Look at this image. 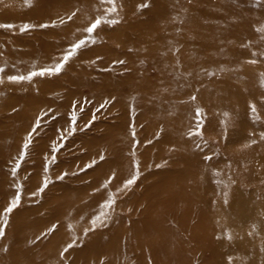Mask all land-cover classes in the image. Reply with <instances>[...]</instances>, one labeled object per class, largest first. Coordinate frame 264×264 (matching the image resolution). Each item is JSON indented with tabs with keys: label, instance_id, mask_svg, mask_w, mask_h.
<instances>
[{
	"label": "rangeland",
	"instance_id": "obj_1",
	"mask_svg": "<svg viewBox=\"0 0 264 264\" xmlns=\"http://www.w3.org/2000/svg\"><path fill=\"white\" fill-rule=\"evenodd\" d=\"M31 6V11L25 9L19 19L12 17L11 21L0 9V242L4 244L0 263L18 264L23 258L10 248L22 245L24 240L29 242L27 254L45 256L47 250L38 247L37 242L57 235L56 251L70 239L71 224L84 228L91 223L89 228H93L100 220L101 211L95 219H90V214L84 216L88 218H70L72 207L64 203L71 192L41 206L39 200L48 194L41 192L42 188L49 185L50 177L76 186L75 175L83 168L90 169L91 176L87 178L94 185L111 179L117 166L108 161L118 153L107 141L111 129L114 134L118 132L115 140L127 145L137 146L136 142L142 140L149 146L156 138L161 140L165 121L159 107L165 103H158L156 111H146L142 101L146 99L143 92L147 85L166 95V116L175 115L169 121L171 126L182 127L186 136L196 137L207 158L220 156L217 164L226 172L224 181L241 187L245 194L260 192L259 201L264 197V0H97L90 5L81 0H32ZM19 8L13 6L11 13L16 16ZM165 23L173 35H166L164 40L148 37L149 31ZM217 25L232 29V36L223 41L218 52L210 49L194 58L193 51L201 47L202 39L195 43L192 37ZM113 33H118L117 37ZM188 34L192 35L189 44L176 41L178 36ZM155 56L160 60L156 61ZM178 72L184 77L193 73L198 76L184 81ZM203 88L211 98L209 105L199 92ZM243 88L245 102L251 107L241 120L235 112L241 107L242 96L239 100L227 96L219 101L215 97ZM224 106H234V111L224 115ZM218 108L223 116L212 121ZM239 133L249 140L237 141ZM254 142L263 155L259 151L245 152L244 146ZM167 145L153 146L148 154L161 156L154 167L156 172L173 176L160 180L147 175L146 183L152 185L160 180L156 185L168 188L177 187L179 182L196 183V173L187 162L173 156L178 148ZM96 148L98 154L93 152ZM121 158L119 168L133 160L129 155L125 160ZM55 169L59 172L54 175ZM248 170L261 180L251 175L252 180L246 182L244 174ZM176 171L187 173L176 181ZM32 182H38V186L33 187ZM10 190L11 195L2 193ZM134 190L141 192L143 186L136 184ZM201 190L206 191V185L194 189L195 193ZM19 199H23L21 213L28 220L13 223L3 212L10 208L11 201ZM147 199L142 191L136 200L147 203ZM74 203L76 206L81 201ZM55 205L58 207L54 212ZM127 222L125 218L119 226L97 230L94 236L115 238ZM171 223L172 220L165 221L167 226ZM24 228L31 233L25 238L21 231ZM7 230L11 232L6 238L3 234ZM14 231L17 240H13ZM152 234L153 231L144 234L143 242L137 241L134 230L120 238L121 243L130 245L131 252L127 254L113 248L66 256L63 246L58 260L49 264H105L104 258L110 253L125 257L128 264H142V256H146V264H154L164 256L158 252L150 255L147 247H139L148 239L156 243ZM175 235L174 230L166 233L171 241L183 237ZM84 239V234L77 236L67 248ZM175 250L165 249L172 254ZM26 253H20L24 259L28 258ZM202 253L196 250L195 255Z\"/></svg>",
	"mask_w": 264,
	"mask_h": 264
},
{
	"label": "bare ground",
	"instance_id": "obj_2",
	"mask_svg": "<svg viewBox=\"0 0 264 264\" xmlns=\"http://www.w3.org/2000/svg\"><path fill=\"white\" fill-rule=\"evenodd\" d=\"M10 1L12 4L8 3ZM31 1L32 0H3V3H0V9L7 14V16H4L6 20L11 21L12 17H14V19H19L25 12V9L28 12L32 10ZM81 1H85L89 3V5L97 3V0ZM16 5L20 6V8L16 10V16H14V14L11 13V8ZM225 23L227 24V21ZM166 25L169 24L165 23L158 30L149 31L147 33L148 37L150 39L164 40L166 35H173V30ZM218 26L219 25L213 26L211 30L207 31L205 34L201 33L202 35L200 36L192 37L196 39L195 43H197L199 39H202L200 42L201 47L193 51L194 58H198L202 54L210 52V49L213 53L218 52L223 45V41L228 39L229 36H232V29L225 27V25ZM117 34L118 33H113L115 37H117ZM191 36L190 34L187 36H178L176 41L187 45L189 44V40H191ZM154 59L156 61L160 60L157 57ZM178 73L180 74L178 77H181L184 81L190 78L195 80L198 76V73H193L190 77H184L181 75V72ZM246 88L233 91L228 90L224 93L217 94L215 100L219 101L227 96H234L239 100L242 96L244 101L241 100V107L235 112V117L238 116V119L244 120L245 112L251 107L246 104L243 97V92ZM199 92L204 97L205 103L209 105L211 98H207V89L203 88ZM143 93L146 99L142 101V105L146 106V111L148 112L156 111V105L158 103H165L164 107H159L161 110L159 113L161 116H164L165 121L164 130L161 129L160 134H163L164 131L165 136L163 137L162 135L163 138L161 140L156 138L152 141L153 145L149 146L145 145L142 140L136 142L137 146L134 145L135 143L127 145L122 141H116L114 136H116L118 132L114 134V131L111 132V129L109 131L110 136H107L109 139L107 141L111 144L112 148L118 151L117 155L113 157V160L110 159L108 161V163H112L114 167L117 166L112 172L111 179L101 182L100 185H94V181H88L87 178L91 176L89 168H83L80 170V174L75 175L77 180L76 186L69 182L52 180L50 177L49 185L42 188L41 191L43 193L48 191L46 198L43 197L39 200L41 206L45 205L46 202L52 204L55 201L54 198L57 196L71 192L64 203L68 204V207H72L68 214L70 218H73V216L77 218H88L84 216L90 214V219H95L96 214L100 211L102 217L93 228H89L91 223L84 228L78 225L72 226L71 224L70 229H72L73 233L70 235V239L64 241L56 251L53 250L57 235H54L55 237L51 235L50 239L37 242L36 245L38 247L47 250L45 256L40 255L37 257L35 255L33 256V253L27 254L29 242L25 240L21 242V239L20 242L22 245L19 244L16 248H10V250L23 258L18 264H49V262H54V260L57 261L59 255H61L63 246H65L66 249V256H70L75 252H87L92 249L107 251L113 248L121 252L124 251L127 254V251L131 252L129 250L130 245H126V243L123 244L119 240L129 235L131 230H134L138 242H143L144 234H149L153 231V239L156 243L148 239L143 243L145 245L139 244V247L140 249L147 247V252L150 255L152 254L155 256L154 252H158L161 256H164L161 261L154 264H264V201H262L264 197L259 201V197H262L260 192L245 194L241 187L235 186L232 182L224 181L223 175L226 172L223 170L222 166L217 164L220 156L217 155L213 159L207 158L205 156L204 147L197 143L196 137L186 136L187 131L184 133V128L170 125L169 121L172 117H175V115L171 113V117H169L168 113L166 116V95L155 91L149 85H147V91ZM248 93L249 91L247 90L245 93L246 99ZM132 99H134L133 96ZM168 100L172 102L169 97ZM233 107H225L224 115L226 113H232V111H234ZM214 112L211 118L212 121L223 116L219 108ZM236 139L237 141L242 139L243 143L249 140L248 137L240 136V133L236 135ZM90 140L92 141L93 139ZM159 144H169L167 146L173 144L178 148V151L175 152L173 156L178 155V157L175 158H181L187 162L188 167L196 173V177L198 178H196V183L179 182L177 187L172 186L171 188L156 185L160 180H165L173 176L170 175L165 177L167 174H164V172L158 173L154 168L160 161L159 158L161 156H150L148 153L153 150V146ZM40 147L41 145L36 146L37 151L40 150ZM244 147H246L245 152L249 154L259 151L260 154L263 155V151L260 149L257 142L249 143ZM111 151L110 149L108 150V152ZM93 152L98 154L97 148ZM126 155L132 156L133 160L119 168V162L122 160L121 156L125 160ZM169 158L171 159V155H169ZM7 161H10V159ZM35 166L39 167V163ZM97 167L98 166H96V169ZM58 172L57 169L52 170V174L54 175ZM176 173L175 177L177 181L179 177L186 176L185 174L187 172L176 171ZM4 174L5 178H7V172L4 171ZM147 175L157 176L160 180H157L152 185L147 184L145 181ZM251 175L256 177V179L261 178L257 177V175L253 173V170H248L244 174L246 182L252 180ZM232 181H234V179ZM81 182H83V184H80ZM37 184L38 182H32L33 187L38 186ZM136 184H141L143 186V196L149 197L147 203H141L136 200L142 192H135L134 188ZM203 185H206L207 190H201L195 193L194 189L199 190ZM226 190L229 192L227 195L225 193ZM12 192L13 190L8 192L2 191V193H5L4 195H11ZM22 200L23 199L11 201L10 210L6 208L5 212H3L9 221L13 223H23L28 220V217L21 213V206L23 204L20 203ZM75 201H81V204L75 206ZM101 202L104 203L101 204ZM99 203L101 206H99ZM14 204L15 206L12 208ZM179 204H182V207H180ZM188 206H192V209L189 210ZM57 207L58 205L54 206V212ZM130 217L132 219H130ZM125 218L128 222L121 232L117 231L115 234L117 237L112 239H101L100 234L94 236V232L97 230L108 229L113 225L119 226ZM167 219L172 220V223L168 226L165 224ZM8 220L7 223L9 222ZM173 230L176 233L175 236L183 237L181 239H174L173 241L168 240L166 233L172 234ZM21 231L24 233V238L30 233L29 230L27 231V228ZM10 232L11 230H7L5 234H1L7 238L10 236ZM13 233V240H17V231ZM83 234L85 237L84 240L79 242L76 246H69L67 248V244L73 243L77 236ZM167 247L176 248V250L173 254L168 253L165 251ZM3 249L4 244L0 242L1 253ZM196 250L202 251L203 253L195 255ZM21 252L26 253L28 258L24 259L25 255L20 254ZM53 256H57V258H52ZM104 259L103 262H105V264H128V260L125 257L120 258L112 253ZM6 264L12 263L8 262ZM142 264H146V256H142Z\"/></svg>",
	"mask_w": 264,
	"mask_h": 264
}]
</instances>
